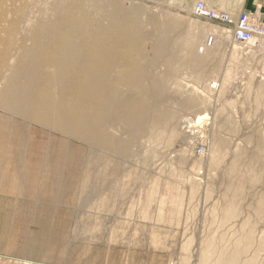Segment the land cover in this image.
<instances>
[{"label":"rangeland","instance_id":"1","mask_svg":"<svg viewBox=\"0 0 264 264\" xmlns=\"http://www.w3.org/2000/svg\"><path fill=\"white\" fill-rule=\"evenodd\" d=\"M93 1L142 9L158 23L178 19L182 34L198 37L190 55L174 35L180 53L170 67L152 53L145 61L166 82L168 99L158 103L175 128L117 156L35 124L20 128L21 119L0 110V264H264V40L235 45L231 27L149 0ZM56 2L0 0L1 30H11L16 12L27 18L0 57V76H11L24 29L52 19ZM147 19L145 30L157 32ZM220 35L229 40L201 50ZM252 48L254 63L246 58ZM186 121L195 126L186 129ZM110 132L129 140L120 127Z\"/></svg>","mask_w":264,"mask_h":264},{"label":"bare ground","instance_id":"2","mask_svg":"<svg viewBox=\"0 0 264 264\" xmlns=\"http://www.w3.org/2000/svg\"><path fill=\"white\" fill-rule=\"evenodd\" d=\"M52 6V19L36 21L24 29L25 34L17 49L19 58L15 67L10 69L11 76H5V73L0 76V110L3 114L21 119L24 123H16L20 128L25 123L35 124L88 148L117 156L128 155L131 145L145 135L154 139L168 129L173 130V116L163 108L164 104L158 103L168 99L166 82L156 80L152 76L155 73H151L152 63L145 61L152 53L154 58L165 59L170 67L180 51L173 47L174 35L185 40L186 49L183 44L182 49L190 54L194 49L195 36L192 37L194 39L187 37L189 29L187 36L182 34L184 23L170 17L158 23L157 19L142 9L127 12L123 5L105 1L57 0ZM14 15L11 30L5 26L0 29V37L4 38L0 39V44L5 45L0 55L2 59L7 58L13 50L10 47L11 36L19 31L26 18L21 13L16 12ZM144 15L149 17L147 20L157 28L155 30L158 33L145 30L146 25L141 22ZM206 41L202 51L209 50ZM254 43H251L252 47L256 46ZM147 44L150 45L149 51L146 49ZM4 68L9 70V67ZM123 88L127 91H123ZM193 104L189 102L184 105ZM203 119L196 118L194 124L201 123ZM194 124L186 121L185 128L191 129ZM114 127H120L127 133L129 140L120 141L117 135L111 134L110 129Z\"/></svg>","mask_w":264,"mask_h":264},{"label":"crops","instance_id":"3","mask_svg":"<svg viewBox=\"0 0 264 264\" xmlns=\"http://www.w3.org/2000/svg\"><path fill=\"white\" fill-rule=\"evenodd\" d=\"M149 2L164 7L170 11L188 16L193 14V9L197 3H205L213 10L229 14L234 21H236L243 13H255L264 22V0H149ZM218 38L216 44L218 42L222 43L229 40H224L227 39L225 36H219ZM263 43H261V45ZM255 54L257 53L252 48L251 55L246 57L247 61L254 63ZM258 58H262L261 60L264 63L263 51H260Z\"/></svg>","mask_w":264,"mask_h":264},{"label":"built area","instance_id":"4","mask_svg":"<svg viewBox=\"0 0 264 264\" xmlns=\"http://www.w3.org/2000/svg\"><path fill=\"white\" fill-rule=\"evenodd\" d=\"M193 15L214 24L231 27L233 43L238 46L246 47L258 39H264V22L255 13H243L234 21L227 13L213 10L205 3H197ZM215 41V37L210 36L206 46L213 47Z\"/></svg>","mask_w":264,"mask_h":264}]
</instances>
